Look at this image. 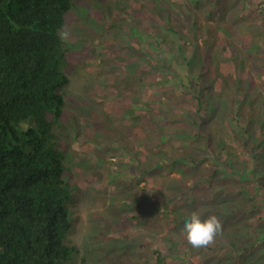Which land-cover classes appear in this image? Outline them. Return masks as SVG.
<instances>
[{"label": "trees", "instance_id": "trees-1", "mask_svg": "<svg viewBox=\"0 0 264 264\" xmlns=\"http://www.w3.org/2000/svg\"><path fill=\"white\" fill-rule=\"evenodd\" d=\"M193 2L201 5L200 0ZM182 3L187 1L178 5ZM217 5L216 0L205 5L204 12L211 7L207 13L189 4L178 11L186 36L172 28L176 53L161 61L167 81L160 83L161 95L171 109L163 114L160 164L170 167L171 174L199 184L195 196L182 199L173 193L170 200L181 201L182 206L168 211L183 224L186 207L193 203L200 206L195 211L203 210L205 217L211 212L221 218L223 234L204 248L218 251L230 242L231 252L225 257L210 254L219 264H264V198L255 196L264 195V97L253 93L259 83L253 71H264V44H258L254 28L256 36L252 37V26H244L246 40L243 37L239 43L232 41L229 32L223 34L228 28L221 27L224 16ZM72 7L73 0H0V264H69L78 252L68 241L71 187L63 176L64 157L48 141V115L60 116L63 97L59 90L70 82L63 71L68 51L60 33ZM246 48L251 52L238 62L241 70L249 69L244 77H221L220 49L231 50L238 60ZM158 51L166 54L162 45ZM210 52L221 82L215 83L216 95L213 84L207 86L205 74L204 56L209 58ZM170 87L176 93L172 99H168ZM236 96L241 98L237 105ZM31 117L35 127L21 129L20 124ZM181 121L188 127L180 126ZM167 127L174 132L167 134ZM169 139L177 143L173 150L167 149ZM247 155L253 164L247 165L246 160L244 168L238 166V159L245 160ZM200 165H206L205 169L198 171ZM194 171L200 178L193 177ZM243 196L251 199L244 202ZM203 198H208V208ZM226 229L232 233L226 234ZM202 250L192 248L191 252ZM156 255L154 263L164 264L166 254L157 251Z\"/></svg>", "mask_w": 264, "mask_h": 264}, {"label": "rangeland", "instance_id": "rangeland-1", "mask_svg": "<svg viewBox=\"0 0 264 264\" xmlns=\"http://www.w3.org/2000/svg\"><path fill=\"white\" fill-rule=\"evenodd\" d=\"M186 1L187 3L176 6L175 14L186 10L187 4L192 8L201 7L203 12L205 5L213 4V0H200L201 5H193V0ZM216 1V9L224 16L220 19L221 26H227L231 22V27L221 31L223 34L228 31L232 35V41L239 43L238 40L244 37V26H248L246 29L252 26L251 29L254 28L257 32L258 44H264L263 0ZM166 2L73 0V7L65 16L61 33L69 30L70 39L63 41L68 51L63 62V71L70 78V83L62 90L65 106L53 133L54 142L65 157L64 179L71 186L67 205L72 228L68 241L70 245L78 247V252L72 254L69 264H155L153 256L158 250L166 254V264H219L217 259L231 252L230 242L223 247L220 245L218 251L203 249L201 253L191 252L192 248L187 245L181 230L186 218L200 206L194 207L193 203H188L187 217L183 224L172 213L171 217H166L169 207L173 210L182 206L181 201L170 200L169 197L173 193H177L182 199L192 196L197 184L188 183L180 178L181 174H171L170 167L163 168L160 164L159 119L165 113L163 109H171V106L166 105L162 96L164 108L162 106L159 110L155 104L146 107V111H157L155 114L158 115L157 119L154 115L157 124L152 139L151 128H146L144 124L143 101H137V94L147 84L145 81L141 82L136 73L140 68H147L148 64L143 63L144 57H134V53H143L139 44L145 43L144 18L152 16L149 26L154 30L160 23L159 7H163ZM198 7L196 9L199 12ZM210 9L207 6L204 13ZM173 15V12H163L166 24L160 28L165 35L172 38ZM255 31L253 38L256 36ZM171 44L164 47L166 51ZM254 46H257L256 41ZM250 52L246 48L237 60L231 50L220 49L221 59L218 66L221 77L238 74L243 78L248 68L241 70L238 62ZM210 53L209 58L203 55L208 64L206 75H210L214 83L218 84L220 80L212 70L217 62L215 55ZM151 76L155 82L159 81L161 70L159 74ZM253 77L259 82L256 83V92L253 93L259 95L257 98L264 97V71L254 70ZM149 88L152 91H147V97L157 99L156 87L150 85ZM172 90L175 91L170 87L168 99L176 97ZM152 93L154 96L151 97ZM163 93L164 91L158 92L159 97ZM240 99L235 97L236 105ZM169 117L175 119L176 115L170 114ZM180 126H186V123L181 121ZM19 127L23 130L34 128V117L22 122ZM173 129L165 131L172 133ZM119 140L126 141V144L120 145ZM88 151H93L94 154L88 155ZM112 157L116 158V162L111 161ZM250 157L247 155L245 160L238 159V166L244 168L243 161L246 160L247 165H252ZM238 161L234 159L236 165ZM205 166L200 165L198 171L205 169ZM142 167L146 169L145 175L140 169ZM178 167L184 170L183 166ZM192 175L198 178L199 173ZM141 180L147 182L146 189L139 186ZM201 187L206 190V186ZM230 196L233 197L229 194ZM255 196L264 198L261 192ZM247 198L250 197L243 196V201L247 202ZM204 199V207L208 208V198ZM229 202L234 204L232 199ZM209 214L214 213L209 212L207 215ZM237 225L241 229L246 227L245 224ZM247 228L244 230H249ZM230 233L232 232L226 229V234ZM175 242L179 244L181 253L171 247ZM210 254H215L218 258H213ZM187 257L189 259L185 260Z\"/></svg>", "mask_w": 264, "mask_h": 264}, {"label": "clouds", "instance_id": "clouds-1", "mask_svg": "<svg viewBox=\"0 0 264 264\" xmlns=\"http://www.w3.org/2000/svg\"><path fill=\"white\" fill-rule=\"evenodd\" d=\"M166 4L163 5V7H159L160 8V23L158 26H156V28L153 30L152 27L149 26V21H152V16H147L146 18H144V22H145V34H144V45H140V49L143 51V53L140 55L139 53H134V57L135 58H141L144 57V62L143 63H147L148 67L143 69L140 68L139 70H137L136 76L142 81H145L147 86L145 87V89L140 93L137 94V101L141 102L143 101V105L145 107V111H144V116H145V126L150 127L151 128V138L153 139V131H154V127L157 124V121H155L154 119V115H156V119L158 118V115L155 114L156 112H148L146 111V107L149 106V104L158 106L159 110L162 109V106H164V101H163V97L162 95L159 97L158 92H161L162 88V84L160 83H167V81L165 80L166 78L165 76V71L162 67L161 61L163 59H169V55H175L176 53V49H175V42H173V38L171 36H167L165 35L162 31H161V26H163L164 24H166V20L163 18V12L168 11L171 12V10H173V18H172V22L174 23V26L172 28L175 29L176 32L181 33L183 35H185V33L180 29V27H186L185 24H183V21H181L179 19V17L175 14V9H176V5H178L180 3L181 0H166ZM264 1V0H263ZM263 7H264V2H263ZM171 8V10H170ZM71 11V10H70ZM222 25V23H221ZM224 27V26H221ZM227 28L231 27V22L229 24H227L226 26ZM228 32V31H227ZM186 36V35H185ZM60 39L62 41H68L70 39V31L69 30H64L61 33ZM172 43V44H171ZM167 44H171L170 49H167L166 54L161 53L160 51H158V48L161 47V45L163 47H166ZM166 50V49H165ZM144 66V65H143ZM161 70V74L162 76H160L161 79H159V81L155 82V79L152 78V74H159ZM212 70L215 72V68ZM212 72L210 71V74ZM206 74V73H205ZM68 76V75H67ZM207 76V86L210 84H213L211 89L212 91H214L215 94V83L214 80H212L210 75H206ZM70 79V78H69ZM170 79H172L171 75H170ZM171 81V80H168ZM128 82H131L130 80H128ZM70 83V82H69ZM69 85V84H68ZM150 85H154L156 87L157 91L155 93V96L157 97V99L154 97L153 99H150L147 97L146 93L148 90H151L149 88ZM67 86V85H66ZM65 86V87H66ZM64 88V87H63ZM63 88H61L59 90V94L62 95L63 97V106H62V113H63V108L65 106V99H64V95H63ZM153 91V92H155ZM216 95V94H215ZM154 96V94L152 93L151 97ZM160 98V99H159ZM165 98V96H164ZM161 102V104H160ZM158 103V104H157ZM163 103V105H162ZM218 103V102H217ZM135 105H137V102L135 103ZM157 109V108H156ZM163 111H165V109H163ZM141 109H140V113H141ZM62 113L60 114L59 117H56L53 114H49L48 115V121L51 125V129H50V133L48 135V141L51 140L53 146L58 150V152L63 155L61 153V151L57 148L56 143L54 142V133H53V129L54 126L56 124V122L61 118ZM142 121V120H140ZM160 122V138H159V142L162 145V137H163V132H162V127H163V116L160 117L159 119ZM187 126V124H186ZM185 127V126H184ZM188 127V126H187ZM145 128V130H146ZM172 127H167L166 129H169ZM174 132V129H173ZM172 132V133H173ZM167 134H171L167 131ZM169 147L167 149H171L173 150V146L177 145V143H173L172 139H169ZM119 144L120 145H125L126 141L124 140H119ZM263 145V143H262ZM97 152V151H96ZM88 155H92L94 154L93 151H88L86 152ZM64 157V155H63ZM65 160V157L63 159V162ZM111 161L116 162V158L112 157ZM63 168H64V164H63ZM142 172H144V175L146 173V169L145 168H140ZM144 169V170H142ZM64 173V170H63ZM174 174V173H172ZM198 178H200L198 176ZM197 177H195V179H198ZM66 181V180H65ZM69 183V182H68ZM140 187L142 189H146L148 184L147 182L144 180H141L140 182ZM193 183V182H191ZM70 184V183H69ZM199 185V184H197ZM71 187V186H70ZM205 200V199H204ZM169 210H172V207H169ZM203 210H198V211H193L189 218L187 220H185L184 222V227L182 228L181 232L182 235L184 236L185 240L187 241V244L191 246V248L193 249H204V248H208L209 246L213 245L216 241V239L221 236L223 234V223L222 220L219 216L215 215V214H209L206 217L202 215ZM166 217H171V213L169 211H167L166 213ZM74 246V245H73ZM179 244L177 242L173 243V245L171 246L175 251L179 250L178 249ZM77 247V246H76ZM78 248V247H77ZM170 249V248H169ZM172 250V249H171ZM159 251V250H158ZM157 253V251H156ZM156 253L154 254L153 257H155V259L157 258ZM164 253V252H161ZM165 254V253H164ZM167 263V260L164 262V264Z\"/></svg>", "mask_w": 264, "mask_h": 264}]
</instances>
